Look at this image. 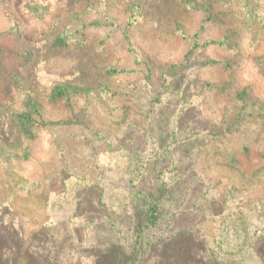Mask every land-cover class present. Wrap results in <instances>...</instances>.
I'll return each instance as SVG.
<instances>
[{"label":"rangeland","instance_id":"obj_1","mask_svg":"<svg viewBox=\"0 0 264 264\" xmlns=\"http://www.w3.org/2000/svg\"><path fill=\"white\" fill-rule=\"evenodd\" d=\"M6 242L21 264H264V0H0Z\"/></svg>","mask_w":264,"mask_h":264},{"label":"trees","instance_id":"obj_2","mask_svg":"<svg viewBox=\"0 0 264 264\" xmlns=\"http://www.w3.org/2000/svg\"><path fill=\"white\" fill-rule=\"evenodd\" d=\"M150 191V190H149ZM139 193V192H138ZM148 196L152 197V192H148L147 194ZM152 208H154V210H152ZM152 208L150 207L149 209H147V216L150 218V220L152 222L155 221V219L157 218V216L153 213L154 212H158L159 214L163 212L162 208L159 206V203L157 202V200L154 201ZM114 226V225H113ZM116 232H120V229L117 228ZM12 244L6 242L5 246H2V250L5 251V253L0 257V264H21L20 261H14V247L12 249ZM133 258H135V256H133L131 258V261L133 262ZM216 264H223L221 262H217L215 261Z\"/></svg>","mask_w":264,"mask_h":264}]
</instances>
